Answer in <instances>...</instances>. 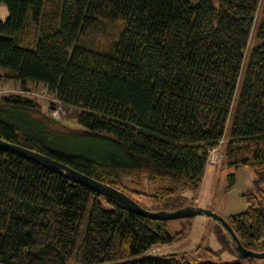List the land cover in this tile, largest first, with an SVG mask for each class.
I'll list each match as a JSON object with an SVG mask.
<instances>
[{
    "label": "trees",
    "instance_id": "obj_1",
    "mask_svg": "<svg viewBox=\"0 0 264 264\" xmlns=\"http://www.w3.org/2000/svg\"><path fill=\"white\" fill-rule=\"evenodd\" d=\"M261 1L0 0L9 10L0 17V79L43 83L80 109L74 128L30 95L3 94L0 137L126 193L124 176L159 181L145 194L160 203L150 207L175 210L201 188L210 152L228 134V165H251L261 185ZM228 178L227 188L236 174ZM258 191L227 220L248 249L264 251ZM170 220L0 147V264H214L149 254L185 236Z\"/></svg>",
    "mask_w": 264,
    "mask_h": 264
},
{
    "label": "rangeland",
    "instance_id": "obj_2",
    "mask_svg": "<svg viewBox=\"0 0 264 264\" xmlns=\"http://www.w3.org/2000/svg\"><path fill=\"white\" fill-rule=\"evenodd\" d=\"M263 2L264 0L261 1L256 21L261 16ZM8 15V6L1 3L0 17L5 20ZM12 92L25 93L34 97L40 103L43 111L51 112L70 127L79 126L77 115L80 109L62 102L43 83L28 81L26 88H22L21 83L15 79H0V96ZM54 110H57V115L53 113ZM228 139L229 136L226 134L219 145L210 152L202 189L200 188L201 190L199 189L197 192H184L188 197L185 201L186 205H197L202 202L205 207L217 211L226 219L231 215L245 211L250 204L256 201L255 195L259 193L258 190L264 189V182L261 185L258 184V174L251 165L244 164L235 167L228 165L226 156ZM230 172L236 174V180L233 186L227 188ZM123 181L130 192L127 194L140 204L147 205V208L160 204L151 199L149 195H145L152 194L160 185L159 181L153 182L147 177L137 181L130 176H124ZM169 225L172 231L183 229L186 232L185 236L176 242L158 244L151 249L149 254L159 257L169 254L183 255L193 263L264 264V257H241L234 246L236 242L232 240L224 225L210 216L193 215L171 219Z\"/></svg>",
    "mask_w": 264,
    "mask_h": 264
},
{
    "label": "water",
    "instance_id": "obj_3",
    "mask_svg": "<svg viewBox=\"0 0 264 264\" xmlns=\"http://www.w3.org/2000/svg\"><path fill=\"white\" fill-rule=\"evenodd\" d=\"M0 147L6 150L13 151L19 155L27 157L29 159L35 160L43 165H46L56 171L65 173L68 177L73 179L76 182H80L88 187L98 191L104 195L113 196L123 203H125L128 207L134 210L137 213H140L145 216L158 218V219H176L181 217L193 216V215H205L214 218L221 222L227 231L230 233L231 238L236 244V250L238 251L241 257H264V251H258L253 249H248L239 239L233 227L229 223V221L220 215L217 211L201 206V205H185L183 207L177 208L175 210H154L152 208H147L140 204L137 200H135L132 196L127 194L126 192L113 187L109 184L103 183L81 171L61 162L56 159L51 158L48 155L40 153L38 151H34L22 145L9 142L2 137H0Z\"/></svg>",
    "mask_w": 264,
    "mask_h": 264
},
{
    "label": "crops",
    "instance_id": "obj_4",
    "mask_svg": "<svg viewBox=\"0 0 264 264\" xmlns=\"http://www.w3.org/2000/svg\"><path fill=\"white\" fill-rule=\"evenodd\" d=\"M201 189H202V186H201ZM200 189V190H201ZM200 199V198H199ZM200 203V202H199ZM197 205H201V206H205L204 204H202V202L200 204H197Z\"/></svg>",
    "mask_w": 264,
    "mask_h": 264
},
{
    "label": "built area",
    "instance_id": "obj_5",
    "mask_svg": "<svg viewBox=\"0 0 264 264\" xmlns=\"http://www.w3.org/2000/svg\"><path fill=\"white\" fill-rule=\"evenodd\" d=\"M53 113H54L55 115H57V114H58V113H57V110H54V111H53ZM56 113H57V114H56Z\"/></svg>",
    "mask_w": 264,
    "mask_h": 264
}]
</instances>
